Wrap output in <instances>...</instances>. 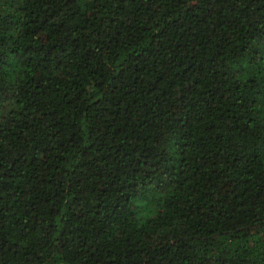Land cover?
<instances>
[{"label": "trees", "instance_id": "trees-1", "mask_svg": "<svg viewBox=\"0 0 264 264\" xmlns=\"http://www.w3.org/2000/svg\"><path fill=\"white\" fill-rule=\"evenodd\" d=\"M0 264H264V0H0Z\"/></svg>", "mask_w": 264, "mask_h": 264}]
</instances>
